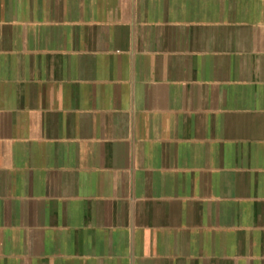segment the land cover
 Instances as JSON below:
<instances>
[{
  "label": "crops",
  "instance_id": "1",
  "mask_svg": "<svg viewBox=\"0 0 264 264\" xmlns=\"http://www.w3.org/2000/svg\"><path fill=\"white\" fill-rule=\"evenodd\" d=\"M0 264H264V0H0Z\"/></svg>",
  "mask_w": 264,
  "mask_h": 264
}]
</instances>
